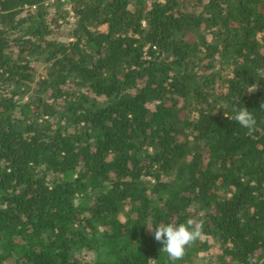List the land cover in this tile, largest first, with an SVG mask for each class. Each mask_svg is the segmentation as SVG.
<instances>
[{
	"label": "trees",
	"instance_id": "trees-1",
	"mask_svg": "<svg viewBox=\"0 0 264 264\" xmlns=\"http://www.w3.org/2000/svg\"><path fill=\"white\" fill-rule=\"evenodd\" d=\"M188 219L176 264H264V0H0V264H172Z\"/></svg>",
	"mask_w": 264,
	"mask_h": 264
},
{
	"label": "clouds",
	"instance_id": "clouds-1",
	"mask_svg": "<svg viewBox=\"0 0 264 264\" xmlns=\"http://www.w3.org/2000/svg\"><path fill=\"white\" fill-rule=\"evenodd\" d=\"M254 91L257 85L251 86ZM253 91V92H254ZM235 115L231 118L236 121L242 128L247 129L251 133L256 126V120L252 114L244 107H234ZM149 232L154 235V240L162 245L160 251L165 253L172 264L183 259L187 248L195 244L203 234V224L196 219H188L185 223L176 224L169 222L167 224L160 223L156 227L146 226ZM249 264H252L249 258Z\"/></svg>",
	"mask_w": 264,
	"mask_h": 264
},
{
	"label": "rangeland",
	"instance_id": "rangeland-1",
	"mask_svg": "<svg viewBox=\"0 0 264 264\" xmlns=\"http://www.w3.org/2000/svg\"><path fill=\"white\" fill-rule=\"evenodd\" d=\"M67 25H63L62 30L69 31V29L73 28L74 26V19L72 17L68 18ZM43 69V65L38 67V70L41 71Z\"/></svg>",
	"mask_w": 264,
	"mask_h": 264
}]
</instances>
